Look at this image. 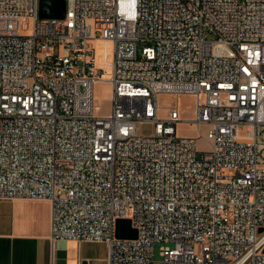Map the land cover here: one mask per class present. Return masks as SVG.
<instances>
[{"label": "built area", "instance_id": "1", "mask_svg": "<svg viewBox=\"0 0 264 264\" xmlns=\"http://www.w3.org/2000/svg\"><path fill=\"white\" fill-rule=\"evenodd\" d=\"M39 1L0 0V200H47L50 239L107 264H264V0Z\"/></svg>", "mask_w": 264, "mask_h": 264}, {"label": "crops", "instance_id": "2", "mask_svg": "<svg viewBox=\"0 0 264 264\" xmlns=\"http://www.w3.org/2000/svg\"><path fill=\"white\" fill-rule=\"evenodd\" d=\"M49 221L45 199L0 200V264H107L105 244L51 240Z\"/></svg>", "mask_w": 264, "mask_h": 264}, {"label": "rangeland", "instance_id": "3", "mask_svg": "<svg viewBox=\"0 0 264 264\" xmlns=\"http://www.w3.org/2000/svg\"><path fill=\"white\" fill-rule=\"evenodd\" d=\"M99 52V60L104 59V54L108 53V49L105 47V45L101 44V46L98 49ZM110 92V87L108 84L99 82L94 85L93 88V110L94 113H105L108 107L107 99L108 94ZM174 99V98H173ZM173 99L167 100L166 98H161L163 104L168 102H171ZM180 121L175 126V132L177 135L182 137H190V138H196L198 136V133L201 134V136H205L207 131V126L201 124L199 128L196 129L195 125L192 123L187 122L193 117V97L191 95H181L176 100ZM143 131L147 132L149 131V127H143ZM196 146L198 149H205L204 141L201 138H198L196 140ZM160 243H154L153 244V258L159 259L158 256V247Z\"/></svg>", "mask_w": 264, "mask_h": 264}, {"label": "water", "instance_id": "4", "mask_svg": "<svg viewBox=\"0 0 264 264\" xmlns=\"http://www.w3.org/2000/svg\"><path fill=\"white\" fill-rule=\"evenodd\" d=\"M64 12V0H40L38 4L39 17L61 18ZM114 235L117 238H135V229L129 226L128 219H117ZM264 252V249L262 250ZM84 264V263H82Z\"/></svg>", "mask_w": 264, "mask_h": 264}, {"label": "bare ground", "instance_id": "5", "mask_svg": "<svg viewBox=\"0 0 264 264\" xmlns=\"http://www.w3.org/2000/svg\"><path fill=\"white\" fill-rule=\"evenodd\" d=\"M104 42H106V43H109V44H110V42H108V41H104ZM98 60H99V58H98Z\"/></svg>", "mask_w": 264, "mask_h": 264}]
</instances>
